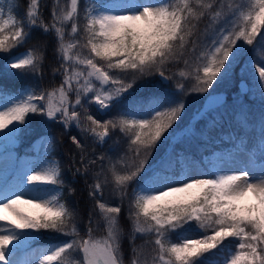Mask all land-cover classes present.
<instances>
[{
    "label": "snow or ice",
    "instance_id": "snow-or-ice-1",
    "mask_svg": "<svg viewBox=\"0 0 264 264\" xmlns=\"http://www.w3.org/2000/svg\"><path fill=\"white\" fill-rule=\"evenodd\" d=\"M13 3L0 0V53L22 47L33 28L52 31L61 60L56 71L62 70L63 78L52 90L25 87L17 95L0 99V140L11 141L23 134L29 114L43 115L65 129L74 124L101 145L110 130L119 131L128 141V162L123 172L117 171L115 164L110 168L114 192L122 203L129 186L137 182L128 212L132 241L138 236L146 238L152 249L151 258L142 260L143 248H133L131 264H221L213 258L218 254L224 257L222 264H264V166L258 176L244 168L218 170L197 178L191 175L186 160L169 155L161 158L158 167L146 170L157 144L162 137L167 139L165 133L172 135L169 129L180 120L186 107L183 96L208 93L218 78L224 80L241 54L238 42L252 46L254 54L258 47L264 48V0H114L110 7L85 4L82 17L80 0H53L50 23L43 19V0H27L23 18L13 15ZM205 19L208 25L200 34L205 37L201 40L198 29ZM69 24V34L79 38L66 43ZM186 52L191 53V59L186 58ZM181 59L185 70L173 74L181 78L176 81L179 99L150 97L159 103L140 116L123 112L115 119L101 121L90 114L91 106L97 111L111 110L145 77L173 79L166 74L167 66ZM42 60L41 52L28 50L10 57L7 67L24 70L16 75H27L39 72ZM250 63L256 65L259 82L264 85V58ZM187 79L194 80L191 88L182 82ZM71 140L80 149L76 174H86L97 159H105L102 155L87 159L82 142L75 136ZM123 160L118 158V162ZM100 174L96 173L89 191L106 231L100 239L93 236L100 225L93 227L91 214L85 238L75 222L74 210L62 202L64 181L57 161L50 160L13 185L0 188V264H16L9 257L29 248L39 234L47 232L71 239L22 264H123L122 207L99 198L103 196ZM193 228L200 234L190 231ZM226 240L230 244H224ZM209 253L212 255H206Z\"/></svg>",
    "mask_w": 264,
    "mask_h": 264
},
{
    "label": "trees",
    "instance_id": "trees-1",
    "mask_svg": "<svg viewBox=\"0 0 264 264\" xmlns=\"http://www.w3.org/2000/svg\"><path fill=\"white\" fill-rule=\"evenodd\" d=\"M62 3H66V0H61ZM87 5H96V0H80V15H83V7ZM53 6V0H43L42 13L43 19L46 23H50L51 20V8ZM27 0H14L13 3V15L18 18H23L26 14ZM5 14L7 13V5L5 4ZM82 18L78 22V33L82 29ZM208 20L205 19L200 22L198 29L199 39H205L200 35L204 33ZM70 24L66 26V43L71 39L79 38L72 37L70 34ZM9 34L8 31L5 33ZM261 36H264V30L261 31ZM259 39V37L257 38ZM255 43V42H254ZM238 45L242 47L239 59L234 63L233 69L224 80H219L213 86H218L221 82L224 83L227 80L234 78L236 81V72L242 71L245 73V81L249 88V93L242 97L245 103L234 104L233 100L228 98L227 103L218 110L212 111L205 116L197 117V120L188 123L191 117L195 114L192 108L186 107L181 115L180 120L173 125V129H169L172 133L171 136L165 133L164 139L157 144L152 157L148 161L147 171H151L153 168L158 167L161 158H166L169 155H175L181 160L197 161L201 160L212 153L215 150H221L229 146L230 143L226 136H233L234 134H243L247 128H253L254 125L259 122L261 118L264 125V85L259 82L258 72L255 71L256 65L250 63L252 60H260L264 58V48L258 47L255 54L252 51V46L244 45L242 41L238 42ZM57 39L52 31L44 33L39 27L33 28L28 41L20 48H13L8 53H0V89H3L5 94L13 95L23 91L25 87L39 88L42 90H52L54 87H58L62 81V75L60 71H56L60 68V57L57 54ZM21 50H37L43 54V60L40 66L39 72H29L27 75H16L17 71H10L3 66L4 60L9 56L17 53ZM200 48H197V52ZM186 58L191 59V53L185 54ZM167 75H173L180 70H185V65L181 59L178 62H174L167 66ZM223 75V73L221 74ZM45 77L46 83L42 84V78ZM174 79H180L178 75H173V79L169 80L167 85H156L157 75H151L145 77L136 82L135 87L131 90V94L125 93L121 99V102L114 106L111 110H106L100 116L95 115L90 110V114L94 115L101 121L115 119L123 112L129 114H135L137 116L146 114L150 109L155 107L159 101L149 99L150 97L159 96L165 98H177L180 97L173 94ZM187 83L192 86L194 80L187 79ZM217 88V87H215ZM236 86L233 85L228 91V94L235 92ZM70 99L74 100L73 96ZM240 100V102H242ZM147 101V102H146ZM232 101V102H231ZM235 105V106H232ZM232 110V111H231ZM83 112L81 117L83 118ZM39 114H29L27 117L29 124L23 134L18 133V149L19 155H32V149L30 143L32 138L43 129H47L50 135V143L47 155L49 158L56 160L62 170V179L64 186L60 189L62 194V202L66 206L70 207L75 212V222L81 233V236L86 238L87 222L89 215L91 214L93 219V227L99 223L100 227L93 232V236L97 239L106 236V231L103 228V221L101 219L99 209L96 207V201L89 196L90 185L94 183L96 173L100 174V180L102 182L103 196L99 197L108 205L115 206L120 204L122 211L119 217V225L121 232V253L123 257V264H131L134 257L133 248H143L144 258H151L152 249L150 244L145 243L146 238L137 237L133 243L132 225L128 219L129 201L132 198V189L136 186V181L128 188V196L121 203V199L114 192V180L111 174L110 168L115 164L117 171L123 172L125 170V164L128 162L125 157L127 151V139L123 133L119 131L112 132L106 143L103 145L97 144L93 137L87 136L79 129L71 128L65 129L60 123H51L46 127H38ZM34 122V123H33ZM37 125V126H36ZM38 133V134H39ZM25 136V138H24ZM27 136H30L27 138ZM75 136L79 139L83 146L87 159H94L99 156H104V160L97 159L95 165H91L86 174H76V167H80L79 157L80 149L72 143L71 137ZM23 138V139H22ZM27 138V139H26ZM123 157V162H118V158ZM102 169V171H101ZM141 177L138 179H142ZM105 178H107L105 182ZM183 231V230H181ZM190 231L199 235L200 233L195 229ZM71 239L62 234L55 232H47L39 234V238L33 243L35 245H47L58 244ZM175 239V236H173ZM231 240V238H230ZM230 240H226L224 244H230ZM223 248V246H221ZM217 250H213L216 252ZM211 256L212 254H206ZM219 261H222L224 257L222 255H216L213 257Z\"/></svg>",
    "mask_w": 264,
    "mask_h": 264
},
{
    "label": "rangeland",
    "instance_id": "rangeland-1",
    "mask_svg": "<svg viewBox=\"0 0 264 264\" xmlns=\"http://www.w3.org/2000/svg\"><path fill=\"white\" fill-rule=\"evenodd\" d=\"M144 2L157 3L158 0H144ZM113 3L114 0H97L96 8L110 7ZM7 15L8 14H6L4 18H7ZM72 40L73 39H71L69 42H71ZM77 50L78 49H74L72 51L75 52ZM25 51L28 50H21L9 56L6 60H4L3 66L10 71H17L7 67L8 60L10 57L16 56L18 53H23ZM84 52L85 54H87V50H84ZM236 74L237 80L245 79V73L239 71V69ZM177 80H181V78L174 79L173 94H176L180 97L181 94L178 93L176 88ZM182 82L185 84L186 88L192 87L187 83V81L183 80ZM156 85H161L159 79L157 80ZM233 85H235V79L231 78L222 84L220 82L218 86H213V88L210 89L208 93L200 94L190 92L187 95H184L183 99L189 109L193 107L196 114V111L200 107L202 100L205 96L216 92L227 94V92L232 88ZM10 96L14 95H7L4 92L0 93V99H8ZM232 100L234 104L239 103V106L240 104L245 103V101L242 100V96L239 95L237 92L233 94ZM240 100H242V102H240ZM89 110L97 116H100L102 113L105 112L97 111L95 106L89 107ZM79 111L81 113L83 112L82 109H79ZM197 117L199 116H192L188 123L191 124L192 122L196 121ZM261 120L262 119L260 118L259 122H257L254 125L255 127H253L252 129H246L245 132L247 133L238 134L236 136L233 135L234 137H229V140L232 143L231 148H227L222 151H215L212 154L206 156L201 162H195L192 160L187 161V163L190 165L191 175L194 176L195 174H198L199 176L200 174L202 176L209 177L215 174L218 170L227 171L229 170V168L235 167V165L237 166L236 170H239V168H247L252 173H260L261 167L264 166V159H261L262 152H264V125ZM51 123L56 122L49 121L45 116L39 115L38 127H46ZM71 128L77 129L74 124L71 126ZM47 131V129H43L40 133L38 132L39 134L37 133L32 138L33 140L31 141L30 145L33 153L32 156L19 155L17 153V138L11 141L0 140V188L13 185L25 173L31 174V171L33 169L39 170L40 168L44 167L50 160H54L49 158V155H47L50 143V135ZM29 137L30 136H27V138ZM54 245L56 244L35 245L32 242L29 248L20 249L15 255L10 256L9 258L15 261L16 264H22V262L33 259L39 252H43L46 248H49Z\"/></svg>",
    "mask_w": 264,
    "mask_h": 264
},
{
    "label": "water",
    "instance_id": "water-1",
    "mask_svg": "<svg viewBox=\"0 0 264 264\" xmlns=\"http://www.w3.org/2000/svg\"><path fill=\"white\" fill-rule=\"evenodd\" d=\"M158 79H160L162 83L166 82L159 75H158ZM237 89L240 94L247 93V86L244 81H240L238 83ZM225 99H226V96L225 94H222V93H215V94L206 96L203 100L201 109L198 111V114H204L210 110L220 107L225 102Z\"/></svg>",
    "mask_w": 264,
    "mask_h": 264
},
{
    "label": "bare ground",
    "instance_id": "bare-ground-1",
    "mask_svg": "<svg viewBox=\"0 0 264 264\" xmlns=\"http://www.w3.org/2000/svg\"><path fill=\"white\" fill-rule=\"evenodd\" d=\"M41 81H42V84L44 85L46 83L45 77H43ZM236 167L237 166L235 165V167L229 168V170H236ZM239 170H240V168H239ZM253 174L258 176L260 173H253ZM194 177H197V178H205V176H202L200 174H199V176H198V174H195Z\"/></svg>",
    "mask_w": 264,
    "mask_h": 264
}]
</instances>
